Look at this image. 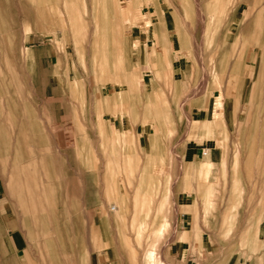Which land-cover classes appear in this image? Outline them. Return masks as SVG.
Returning <instances> with one entry per match:
<instances>
[{"label":"rangeland","instance_id":"rangeland-1","mask_svg":"<svg viewBox=\"0 0 264 264\" xmlns=\"http://www.w3.org/2000/svg\"><path fill=\"white\" fill-rule=\"evenodd\" d=\"M160 5L184 26L176 41L186 36L196 55L176 60L177 68H185L182 83L170 61L152 65L134 49L131 27L152 37L148 10ZM261 44L264 0H0V132L19 134L25 147L15 157L19 164L8 165L3 176L9 185L18 180L21 194L51 201L50 219L37 221L51 225L45 237L52 244L66 230L69 246L75 245V230L86 228V213L99 207L116 228V264H147L144 253L164 225L155 242L161 259L162 246L178 237L176 216L187 211L177 197L190 199L192 192L191 252L198 261L264 264ZM30 45L53 52L51 66L29 59ZM157 66L162 73L154 77L163 91L141 99V78L150 89ZM258 69L262 74L255 76ZM141 100L199 103L198 122L208 117L214 124L199 130L195 118L163 122L161 114L159 124L154 115L140 124ZM95 102L115 103L110 114L120 121L126 114L130 133L116 129L113 137ZM134 125L147 138L139 142ZM187 140L221 149L210 175L176 156ZM179 239H188V232ZM74 259L69 252V263Z\"/></svg>","mask_w":264,"mask_h":264},{"label":"crops","instance_id":"crops-1","mask_svg":"<svg viewBox=\"0 0 264 264\" xmlns=\"http://www.w3.org/2000/svg\"><path fill=\"white\" fill-rule=\"evenodd\" d=\"M159 7L158 9L151 6V11L148 10L151 18L148 32L151 29L153 33L152 37H148L147 32L142 31L138 25L131 27L133 43L137 44L134 49L138 54H141V59L147 60L149 64L153 65L157 61L155 64L158 63L160 65L163 61H170L173 72L177 69L181 71L178 73L175 71L174 74H182V83L186 79L184 76L185 68H177L176 60L196 59V55L194 52L192 53V48L189 46L186 36H181L178 42L176 41L177 28L180 27L182 29L184 26L178 25L173 15L169 17V13H164L161 5ZM133 28L136 29L133 30ZM29 50V59L39 62L44 61L46 66H51L53 52L44 50L42 53L35 45H30ZM177 54L181 55L178 56ZM263 55L264 46L261 44L260 57L262 58ZM253 57L251 55V58ZM45 61L47 62L45 63ZM261 72L260 69L256 70L255 76L261 75ZM161 73L162 70L158 66L155 70L153 68V79L149 83L150 89L144 85V77L141 78L143 81L141 99L146 98L150 93L163 91L162 84L155 78L160 76ZM144 75L147 74L144 73ZM53 104L44 103V107L51 108ZM97 104L99 106V103ZM120 104L124 105V103ZM197 104L199 103H144L141 100V103H137V108L139 109L138 122L142 124L145 120L148 123V118L154 115L157 117L154 120V124H159L162 122L158 118L159 114H161L163 122H169L172 117L178 120V116L183 117L185 121L195 118V121L192 123L197 124L199 130L202 129L201 126L203 124H209L211 129L214 120H208L209 118L206 117L202 123L198 122L199 118L197 117L200 114L199 109L201 108ZM218 104L220 105L221 103L218 102ZM58 106L62 109L63 107H68V103H58ZM223 106H225V103H223ZM113 107H115V103H100L99 110L100 108L102 110V122L108 126L110 134L114 132L113 137L115 136L116 129H119V131L123 129L130 133V127L127 126L129 121H127L126 114H122L120 121V119L111 116L110 113ZM149 108H154L155 110L149 112ZM220 110L221 107L218 106L217 111ZM138 122L136 124H139ZM120 124H123V127H120ZM134 127L136 131L139 130V142L147 138L146 134L142 132L141 125L139 127L134 125ZM22 140L29 141L30 135L23 133ZM210 144L204 141L187 140L184 145H180L174 152L177 157L185 162L191 161L201 164L205 167L202 170L203 174L210 175L222 155L221 149L218 146L214 145V143ZM24 148L20 142L19 134L12 133L9 135L6 132H0V264H116L114 254L117 243L116 228L110 217L111 215L100 210L99 207L92 208L89 213H86L88 221L86 228L77 227L75 230V245L71 244L69 246L66 230L61 231L60 241L57 244H52L50 239L48 240L45 237L51 225L39 222L37 219L43 217V220H45L46 216L50 219V207L47 209L46 205H49L51 201L46 198L39 199L36 196L21 194L19 181H13L12 185H9V181L3 176V172L9 170L8 165L11 164L14 169L19 164L20 160L15 157L25 154ZM206 148L208 149L207 154L202 155L201 150ZM191 186L195 188L196 185L193 183ZM182 194L189 195L186 191H182ZM177 198L180 203L185 205V210L187 211L181 212L176 216L175 226L176 230L179 231L178 237L174 238L173 242L168 244V247L162 246L161 260L166 264H203L191 252V243L194 240L196 241V234L193 233V225L190 223L193 219V193L191 192L190 199H186L187 196H185V200L180 199L179 196ZM60 204H62V201H60ZM60 214L66 218L68 215L67 207L61 208ZM82 214L84 213L82 212ZM184 231L188 232V239L181 240L179 236ZM259 235L264 238V228L259 232ZM202 250L205 251L204 242L201 247ZM69 252L75 254V261L72 263H69Z\"/></svg>","mask_w":264,"mask_h":264},{"label":"bare ground","instance_id":"bare-ground-1","mask_svg":"<svg viewBox=\"0 0 264 264\" xmlns=\"http://www.w3.org/2000/svg\"><path fill=\"white\" fill-rule=\"evenodd\" d=\"M163 226L164 225H160V227H158L157 231H156V240L158 239V237L162 234L163 232ZM152 245H150L145 253H144V259L147 260V264H165L164 261H162L161 259H158V255L155 249V242Z\"/></svg>","mask_w":264,"mask_h":264},{"label":"built area","instance_id":"built-area-1","mask_svg":"<svg viewBox=\"0 0 264 264\" xmlns=\"http://www.w3.org/2000/svg\"><path fill=\"white\" fill-rule=\"evenodd\" d=\"M207 152H208V149H207V148H206V149H202V150H201V154H202V155H205V154H207Z\"/></svg>","mask_w":264,"mask_h":264}]
</instances>
